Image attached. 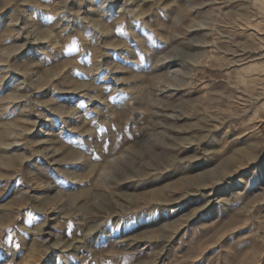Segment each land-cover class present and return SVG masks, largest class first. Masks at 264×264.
Instances as JSON below:
<instances>
[{"label":"rangeland","instance_id":"374dc122","mask_svg":"<svg viewBox=\"0 0 264 264\" xmlns=\"http://www.w3.org/2000/svg\"><path fill=\"white\" fill-rule=\"evenodd\" d=\"M1 154L2 264H264V0H0Z\"/></svg>","mask_w":264,"mask_h":264},{"label":"snow or ice","instance_id":"6c2138e0","mask_svg":"<svg viewBox=\"0 0 264 264\" xmlns=\"http://www.w3.org/2000/svg\"><path fill=\"white\" fill-rule=\"evenodd\" d=\"M45 2H47V0H45ZM66 3H67V0H66ZM97 3L99 4L100 3V0H97ZM29 8L33 10V17H31L30 19L34 20L35 23L38 24L39 21L38 20H35V6L30 5ZM101 10L103 11V9H101ZM41 14L44 16L45 19H49V20L52 19V17L50 15L45 14L43 10H41ZM63 14L64 15H67L66 12H64ZM76 16L78 17L79 16V13H77ZM107 18H108L107 16L104 17V19H107ZM129 18L131 19V17H129ZM132 24L133 25H139L140 24V21L139 20H132ZM63 34L64 33H61V35H63ZM8 42H10V40H6L5 41V43H8ZM161 47H163V45H161ZM40 58L42 60H46L47 59L46 57H40ZM140 62L141 63H144L145 62V56L144 55H141ZM120 95L122 97H124L125 99H131L132 98L127 93H121ZM109 99L111 100L112 97H109ZM98 106L99 107H103L102 104H99ZM76 107L77 108H83V105L82 104H77ZM93 158L96 159V160H99V157H93ZM65 167H67V165H65ZM2 179H9V178H2ZM81 183H83V182H81ZM64 184H65V180H63V179L55 182V186H62ZM49 187H52V186H49ZM9 194L10 193L7 192V191L0 192V200L6 199ZM9 231H11V229L6 227V229H5V239L8 240V241H11L12 238L7 235V232H9ZM2 244H3V241H0V246H2ZM17 247H19V246L17 245ZM72 258L73 257H69V259H72ZM0 264H2V261H0Z\"/></svg>","mask_w":264,"mask_h":264},{"label":"bare ground","instance_id":"6f19581e","mask_svg":"<svg viewBox=\"0 0 264 264\" xmlns=\"http://www.w3.org/2000/svg\"><path fill=\"white\" fill-rule=\"evenodd\" d=\"M136 4V3H135ZM105 28V27H104ZM166 61H164L163 62V64H164V66H165V64H167V66H165V68H166V71H164V73H162V74H160L159 75V78H165V79H167V80H172V79H174V78H176V74H177V72H178V69H176L175 71L174 70H172V69H170L171 68V64L172 63H175V59L174 58H172V59H170V58H168V59H165ZM163 61V60H162ZM171 63V64H170ZM175 65V64H174ZM172 70V73H169L168 74V70ZM180 71V70H179ZM188 71H181V73L183 74V76H185L186 78L189 76L188 75V73H187ZM183 80H184V77L182 78ZM5 145V144H4ZM7 152V151H6ZM0 158L3 160H5V158L8 160V159H10V156H8V154H1L0 155ZM0 159V160H1ZM12 159V158H11ZM11 161V160H10ZM71 243V242H70ZM72 248H76V246H73ZM75 250V249H74Z\"/></svg>","mask_w":264,"mask_h":264}]
</instances>
